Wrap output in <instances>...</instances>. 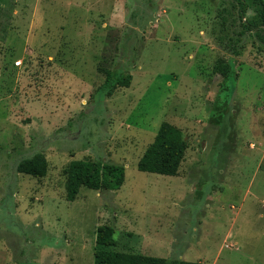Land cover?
<instances>
[{
	"label": "rangeland",
	"instance_id": "1",
	"mask_svg": "<svg viewBox=\"0 0 264 264\" xmlns=\"http://www.w3.org/2000/svg\"><path fill=\"white\" fill-rule=\"evenodd\" d=\"M240 8L0 2V264H93L96 249L264 264V48ZM113 68L127 78L101 91ZM163 121L187 145L174 176L136 166ZM36 152L46 174L18 172ZM103 163L123 167L118 189L90 182ZM103 224L114 246L96 244Z\"/></svg>",
	"mask_w": 264,
	"mask_h": 264
},
{
	"label": "trees",
	"instance_id": "2",
	"mask_svg": "<svg viewBox=\"0 0 264 264\" xmlns=\"http://www.w3.org/2000/svg\"><path fill=\"white\" fill-rule=\"evenodd\" d=\"M6 0H0V2ZM241 8L239 17L245 18L244 33H251L261 48H264V0H239ZM248 10L251 11L247 15ZM247 19V20H246ZM241 39L229 40L232 43L223 42V47L231 55H241L243 52V43ZM212 72L220 77L229 76V63L225 57H218L213 66ZM128 73L123 69L113 68L107 77L105 83L101 86V91H109L114 85L126 79ZM187 145L182 131L176 126L161 122L153 140L147 145L143 154L139 158L136 166L139 170L158 173L162 175L174 176L178 172L180 163L184 158ZM18 172L28 174L34 177H41L46 174L47 161L41 152H36L30 157L19 160L16 164ZM96 178L90 181L95 185L98 182L99 188L103 190H116L124 180V169L121 166L103 163L96 170ZM114 228L110 224H103L96 230L95 242L99 246H114L113 237ZM93 264H209L202 261H186L180 258H163L149 255H142L129 252H120L115 250L96 249L93 252Z\"/></svg>",
	"mask_w": 264,
	"mask_h": 264
},
{
	"label": "built area",
	"instance_id": "3",
	"mask_svg": "<svg viewBox=\"0 0 264 264\" xmlns=\"http://www.w3.org/2000/svg\"><path fill=\"white\" fill-rule=\"evenodd\" d=\"M19 62H17V64H18Z\"/></svg>",
	"mask_w": 264,
	"mask_h": 264
}]
</instances>
